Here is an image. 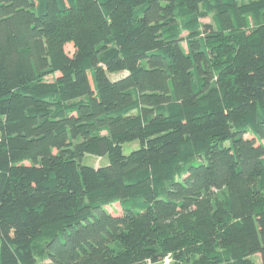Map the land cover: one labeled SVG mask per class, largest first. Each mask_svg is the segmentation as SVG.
<instances>
[{"label": "trees", "instance_id": "obj_1", "mask_svg": "<svg viewBox=\"0 0 264 264\" xmlns=\"http://www.w3.org/2000/svg\"><path fill=\"white\" fill-rule=\"evenodd\" d=\"M166 257L264 264V0H0V264Z\"/></svg>", "mask_w": 264, "mask_h": 264}, {"label": "rangeland", "instance_id": "obj_2", "mask_svg": "<svg viewBox=\"0 0 264 264\" xmlns=\"http://www.w3.org/2000/svg\"><path fill=\"white\" fill-rule=\"evenodd\" d=\"M202 21L204 22H208L211 21L210 17H205L202 19ZM65 50L71 54L73 52V44L71 42L66 43L65 45ZM125 74V71H121V72H117V73H109V77L110 78H118L122 75ZM139 147V142L138 141H131V142H126L123 144L122 149L124 153H129L130 151L136 149ZM108 156H96L93 154H85L82 158H81V162L82 164H86V165H91V166H101V165H105L108 163ZM110 207H108V211L111 213H118L121 210V207L119 205L118 202L112 203L111 205H108ZM255 259L257 261H259V256L256 255ZM148 264H170V259L168 257H166L164 260L159 261V262H155V263H148Z\"/></svg>", "mask_w": 264, "mask_h": 264}]
</instances>
